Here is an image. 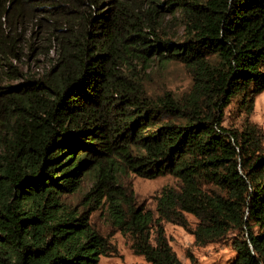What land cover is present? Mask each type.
Here are the masks:
<instances>
[{
  "label": "trees",
  "instance_id": "trees-1",
  "mask_svg": "<svg viewBox=\"0 0 264 264\" xmlns=\"http://www.w3.org/2000/svg\"><path fill=\"white\" fill-rule=\"evenodd\" d=\"M27 17L45 19L29 50L52 56L0 86V264H99L117 249L95 210L148 264H184L164 221L195 245H230L226 264H264V133L224 123L231 98L264 90V0H0V25ZM11 30L0 26V83L26 41ZM173 61L190 87L150 92L153 64ZM130 174L177 185L147 207Z\"/></svg>",
  "mask_w": 264,
  "mask_h": 264
},
{
  "label": "rangeland",
  "instance_id": "rangeland-1",
  "mask_svg": "<svg viewBox=\"0 0 264 264\" xmlns=\"http://www.w3.org/2000/svg\"><path fill=\"white\" fill-rule=\"evenodd\" d=\"M38 11V10H36ZM177 17V15H175ZM45 17V15H41ZM23 19V18H22ZM14 18L15 22L9 26L5 21L0 26L5 29H12L11 31L21 32L24 34L23 45L24 49L19 53L20 58H14L13 64L17 67L16 71H9L5 75L4 80L0 83L3 85H14L19 80V74L23 72L42 74L50 66V57L52 52L47 56L40 53L37 49L28 48L27 40L32 36L34 30L38 31L37 36H41L40 40L35 37L37 44L42 43V36L44 37L45 19L38 23L36 19L29 20ZM172 19L171 15L165 16L166 32L169 34L175 32L176 26L173 24L168 26V21ZM33 41V38L31 39ZM22 42V40H21ZM45 50V49H44ZM21 59V60H19ZM6 69V70H5ZM8 68H0L1 78L3 72ZM146 86L150 92H162L165 89H170L175 94H181L186 91L191 84V76L188 70L181 62H169L166 67H159L156 63L153 64L151 72L146 76ZM241 96L231 98L229 104L224 109V123L234 127L241 128L245 124L254 123L264 133V90L258 93L252 103L246 105ZM123 184L134 193L138 203H144L147 207L155 206L154 197L159 193L161 188L165 185H177V180L171 175L158 176L155 178H144L137 175L130 174L121 178ZM129 190V191H130ZM191 226H194L196 219L191 214H186ZM91 218L96 225L101 227L104 233L109 235L110 242L116 247V254L109 256H102L99 264H148L145 259L137 254H134L129 247L128 239L119 231L113 230L105 216L98 211H94ZM164 229L173 250L176 252L180 260L184 264H190L186 253L190 251L195 257V264H226L227 260L235 255V251L228 244H220L216 242L207 243L199 246L194 244V236L189 230L183 228L178 224L171 222H163Z\"/></svg>",
  "mask_w": 264,
  "mask_h": 264
}]
</instances>
